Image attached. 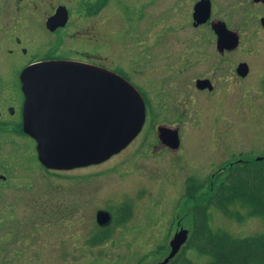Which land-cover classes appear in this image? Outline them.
<instances>
[{"label":"rangeland","instance_id":"rangeland-1","mask_svg":"<svg viewBox=\"0 0 264 264\" xmlns=\"http://www.w3.org/2000/svg\"><path fill=\"white\" fill-rule=\"evenodd\" d=\"M242 1L244 3L237 7L226 6L229 10L224 16L230 18L229 25L238 30L243 40L225 57L223 67L216 71L214 66L210 67V61L216 64L219 60L215 45L205 46L206 52L212 54L207 61L198 57L204 47H192L196 57L184 70L194 69L202 74L214 71L225 81L208 97L205 92L198 91L190 103L181 102L186 109L178 111L179 128L184 138L178 153L164 149L155 152L159 150L155 147L152 153H147L150 145L143 139L145 129L128 147L101 163L49 170L24 145L23 139L0 143V162H18L15 167L4 170L5 178L0 177V264L161 263L171 251L172 238L168 237V230L173 228L172 224L180 220L188 233L193 230L194 203L209 202L210 193L226 179L224 174L214 177L212 172L218 171L220 166L227 171L240 159L264 156V38L262 34L251 32V26L255 30L256 25H261L259 21L248 27L242 25H249L245 22L247 0ZM1 18L7 24L13 19L15 22L17 15L5 13ZM123 18L118 16V20ZM205 29L206 26L195 28L188 23L169 37H203L208 32ZM147 31L149 38L159 33L151 25ZM39 33L38 27L35 35ZM179 41L174 47H183L184 41ZM7 42L6 34V48ZM84 47L89 49V44ZM101 53L111 66L124 69L131 62L124 43L119 40L110 48H103ZM4 56L11 59L7 53ZM239 61L249 63L245 78L236 76ZM182 65L181 61L179 68ZM128 72L134 79L142 80L139 72ZM147 132L155 136L152 127H148ZM11 147L20 158H14L9 151ZM179 154L189 157L184 160L185 155L179 159ZM187 176H193L201 185L197 192L190 191L192 186H186ZM212 179H215L213 189L209 187ZM125 202L130 205L131 212L126 221L120 222L117 221L123 213L120 207ZM208 204V221L214 230H227L235 236L264 231V215L252 211L251 204L243 197L227 203L230 215L214 201ZM100 208L110 209L114 221L111 235L96 242L92 237L100 231L96 221ZM189 236L180 251L188 243ZM184 251L200 264H227L216 256L217 259H213L214 254H210L211 258L208 252H200L193 246H187ZM252 261L251 264H264V253Z\"/></svg>","mask_w":264,"mask_h":264},{"label":"flooded vegetation","instance_id":"flooded-vegetation-1","mask_svg":"<svg viewBox=\"0 0 264 264\" xmlns=\"http://www.w3.org/2000/svg\"><path fill=\"white\" fill-rule=\"evenodd\" d=\"M198 1L9 0L6 2V0H0V143L5 140L17 142L19 139H23L24 145L32 150L35 157L39 158L36 139L24 129L25 93L21 73L26 66L40 60L69 59L98 64L115 70L127 77L141 93L146 110L144 123L140 132L126 147L142 135L146 129L143 139L148 141L150 145L147 153L154 151L152 147L159 148L155 152L162 149L173 153L181 151L184 138L179 128L181 119L178 111L183 108L184 112L186 109V107L181 106V102L187 100L190 103L194 100L193 94L198 91L205 92L208 97L225 81L222 77L216 76L214 71L202 74L195 72L194 69L184 70L186 65L193 63V59L196 57L192 47L196 45L204 47L202 52L198 53V57L207 61L206 59H209L212 54L206 52L205 46L215 45L216 56L219 60L216 64L213 63L214 61H210V67L214 66L216 71L218 67L224 66L225 57L228 56L229 52L238 48L243 40L239 34L237 46L223 49L218 47V34L213 24L225 22L230 29L238 31L229 25L228 20L230 18L224 14L226 11L228 12V7L240 6L244 1L209 0L211 7L209 18L197 23L194 11ZM263 5L264 0H247L248 10L245 12L247 16L245 22L248 21L249 25L242 24L248 27L254 25L256 20L259 21L261 25H256L255 30L251 26V32L254 31V35L262 34L260 35L262 38H264ZM5 13L16 14V21L14 22L13 19L12 23L10 21L7 24L3 22L1 16ZM53 15H55L56 21L65 19V22L51 27L48 20ZM118 16L124 18L118 20ZM180 21H183L182 24ZM188 23H191L195 28L206 26L205 31L208 32L203 37H169L181 25L185 26ZM150 25L159 30L157 37H148L147 29ZM5 27L7 28L5 29ZM38 27L40 33L35 35ZM10 31L11 33L8 34ZM54 33L57 35L55 38H53ZM6 34L9 45L7 48L5 46ZM213 34L215 37H212ZM116 40L124 43L127 56L130 57L129 61L131 62L127 63L124 69L120 66L107 64L104 61L105 56L101 53L103 48L106 49L115 45ZM179 40L184 41L183 47H174L176 42L179 44ZM88 44L89 49L84 47ZM154 46L155 49H153ZM5 53L9 54L11 59L5 58ZM181 61L183 67L179 68ZM238 64L236 65V76L245 78L248 73L246 75L239 74L237 71ZM153 66L155 69H149ZM129 70L134 73L139 72L142 80L134 79L128 72ZM201 79H205V81H201ZM148 127L153 128L155 136L148 134ZM151 140L153 141L151 142ZM146 147L148 148V146ZM0 149L2 148L0 147ZM9 151L17 159L18 154L12 151V147ZM181 154H179V159L185 155L184 160L188 159L187 154L183 156ZM18 157L20 158L21 155ZM15 163H18L17 160L0 162V177L5 178L4 170L7 169L6 171H8V168L15 167ZM90 165L92 164L79 167ZM218 169V171L212 172V176L215 177L218 173L224 174V177L227 176L224 167L220 166ZM193 179V176L186 177L185 184L187 187L191 186L190 180ZM214 185L215 179H212L209 187L213 189ZM127 204L128 202H125L122 205ZM107 210L112 213L110 209ZM96 221L100 226V231L92 238L104 234L111 235V223L114 221L113 213L111 220L100 223L96 212ZM172 225L173 228L168 230V237L171 238L181 229H186L185 224L182 225L180 220H176ZM191 234L192 230L189 231L188 236Z\"/></svg>","mask_w":264,"mask_h":264},{"label":"water","instance_id":"water-1","mask_svg":"<svg viewBox=\"0 0 264 264\" xmlns=\"http://www.w3.org/2000/svg\"><path fill=\"white\" fill-rule=\"evenodd\" d=\"M210 11V1L199 0L196 22L207 20ZM55 15L48 20L51 27L65 22L56 21ZM213 26L218 47L239 44V33L225 22ZM237 71L246 75L248 62L241 61ZM21 78L24 129L36 139L39 160L47 168L71 169L102 162L126 147L143 126L146 110L141 93L127 77L105 66L69 59L40 60L26 66ZM97 219L106 223L112 213L99 209ZM187 236V229L177 232L169 255L157 264H167Z\"/></svg>","mask_w":264,"mask_h":264},{"label":"trees","instance_id":"trees-1","mask_svg":"<svg viewBox=\"0 0 264 264\" xmlns=\"http://www.w3.org/2000/svg\"><path fill=\"white\" fill-rule=\"evenodd\" d=\"M193 191H198L200 184L190 180ZM190 187V186H189ZM243 197L250 203L251 210L264 215V156L256 159H240L227 170L226 179L219 182L216 190L211 192L209 202H196L193 205L195 213L194 227L183 250L179 251L167 264H200L189 258L184 249L195 247L200 252H208L213 259H219L227 264H251L255 256L264 253V231L248 236H235L227 230H214L209 221L208 206L211 201L229 214L227 203L236 197ZM122 215L118 220L127 219L130 214V205L120 207ZM229 210V211H228ZM231 212V211H230ZM110 229V228H105ZM108 234L96 236L94 241L100 242ZM212 258V255H210ZM217 258H216V257Z\"/></svg>","mask_w":264,"mask_h":264}]
</instances>
